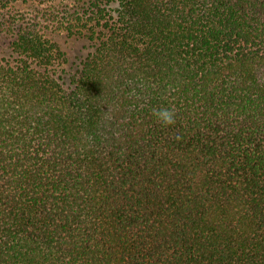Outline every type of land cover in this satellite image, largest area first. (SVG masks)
<instances>
[{"label":"trees","instance_id":"16d2710c","mask_svg":"<svg viewBox=\"0 0 264 264\" xmlns=\"http://www.w3.org/2000/svg\"><path fill=\"white\" fill-rule=\"evenodd\" d=\"M44 1L0 0V264H264V0H92L66 79Z\"/></svg>","mask_w":264,"mask_h":264},{"label":"rangeland","instance_id":"374dc122","mask_svg":"<svg viewBox=\"0 0 264 264\" xmlns=\"http://www.w3.org/2000/svg\"><path fill=\"white\" fill-rule=\"evenodd\" d=\"M92 0H46L39 2H19L14 7L16 18L35 19L38 14H44V30L54 42L60 45L65 53V60L59 69L66 79L79 65L81 58L90 50V42L79 33L84 29L81 24H74L70 16L74 12L84 14Z\"/></svg>","mask_w":264,"mask_h":264},{"label":"clouds","instance_id":"9594fccd","mask_svg":"<svg viewBox=\"0 0 264 264\" xmlns=\"http://www.w3.org/2000/svg\"><path fill=\"white\" fill-rule=\"evenodd\" d=\"M153 115L158 122L165 126L173 125L176 121V113L169 108L154 109Z\"/></svg>","mask_w":264,"mask_h":264}]
</instances>
